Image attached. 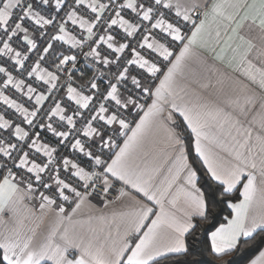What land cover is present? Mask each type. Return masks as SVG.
<instances>
[{"label":"snow or ice","instance_id":"1","mask_svg":"<svg viewBox=\"0 0 264 264\" xmlns=\"http://www.w3.org/2000/svg\"><path fill=\"white\" fill-rule=\"evenodd\" d=\"M0 264H264V0H0Z\"/></svg>","mask_w":264,"mask_h":264}]
</instances>
